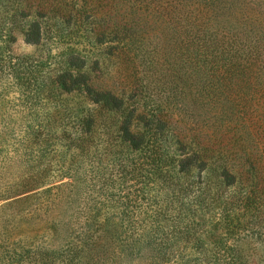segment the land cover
I'll use <instances>...</instances> for the list:
<instances>
[{
  "label": "rangeland",
  "instance_id": "obj_1",
  "mask_svg": "<svg viewBox=\"0 0 264 264\" xmlns=\"http://www.w3.org/2000/svg\"><path fill=\"white\" fill-rule=\"evenodd\" d=\"M159 1L166 0H0V264H69L54 254L64 242L60 221L165 212L171 199L167 186L153 183L145 171L150 167L141 165L149 150L133 152L119 129L130 115L147 132V122L166 106L174 110L166 116L170 120L194 121L171 93L184 70L174 63L166 37L171 39L172 26L166 14L157 13ZM255 1L247 0L241 9L262 18L264 3ZM137 7L145 23L138 39L142 52ZM34 21L42 28L39 44L25 36ZM72 53L86 60L90 81L124 99V107L109 109L83 89L59 88ZM215 114L203 119L211 130ZM162 165L169 168L170 162ZM27 179L35 189L19 195L15 190ZM65 192L73 196L59 208L58 194ZM245 241L251 264H264V227Z\"/></svg>",
  "mask_w": 264,
  "mask_h": 264
},
{
  "label": "trees",
  "instance_id": "obj_2",
  "mask_svg": "<svg viewBox=\"0 0 264 264\" xmlns=\"http://www.w3.org/2000/svg\"><path fill=\"white\" fill-rule=\"evenodd\" d=\"M245 2L156 4L157 13L169 17L171 39L165 36L172 41L175 65L184 70L171 93L191 111L193 122L203 123L214 111L216 127L194 126L184 116L174 122L166 117L174 112L167 106L153 114L147 132H141L130 115L126 117L119 128L122 140L133 152L149 150L141 165L150 167L145 171L154 177L153 183L167 186L171 199L165 212L60 221L59 237L64 242L54 253L58 258L69 264H251L243 243L264 227V17L241 9ZM138 10L141 49L138 39L145 23ZM25 36L29 43L39 44L40 23L32 22ZM150 54L144 52L145 57ZM139 56L137 52V61ZM85 62L83 56L70 54L58 78L59 88L83 89L92 101L109 109L124 107V99L90 81ZM180 122L191 127H177ZM165 159L169 168L162 165ZM21 187L15 190L19 195L35 189L28 179ZM72 196L58 194L59 208Z\"/></svg>",
  "mask_w": 264,
  "mask_h": 264
}]
</instances>
